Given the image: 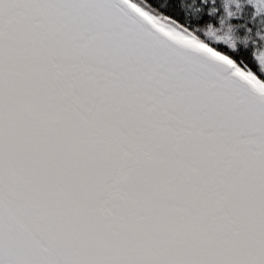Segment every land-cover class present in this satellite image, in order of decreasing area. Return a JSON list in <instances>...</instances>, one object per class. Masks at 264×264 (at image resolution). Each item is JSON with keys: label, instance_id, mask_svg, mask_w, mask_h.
<instances>
[{"label": "snow or ice", "instance_id": "6c2138e0", "mask_svg": "<svg viewBox=\"0 0 264 264\" xmlns=\"http://www.w3.org/2000/svg\"><path fill=\"white\" fill-rule=\"evenodd\" d=\"M0 264H264V0H0Z\"/></svg>", "mask_w": 264, "mask_h": 264}]
</instances>
